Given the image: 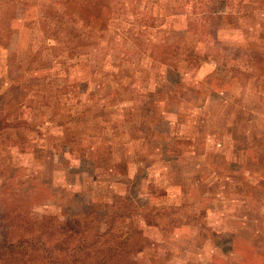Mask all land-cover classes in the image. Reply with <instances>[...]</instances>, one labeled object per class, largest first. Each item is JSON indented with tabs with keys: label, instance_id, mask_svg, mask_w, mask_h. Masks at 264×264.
Returning a JSON list of instances; mask_svg holds the SVG:
<instances>
[{
	"label": "rangeland",
	"instance_id": "obj_1",
	"mask_svg": "<svg viewBox=\"0 0 264 264\" xmlns=\"http://www.w3.org/2000/svg\"><path fill=\"white\" fill-rule=\"evenodd\" d=\"M0 17V240L120 212L116 264H264V0H0ZM38 49L57 59L32 67Z\"/></svg>",
	"mask_w": 264,
	"mask_h": 264
},
{
	"label": "trees",
	"instance_id": "obj_2",
	"mask_svg": "<svg viewBox=\"0 0 264 264\" xmlns=\"http://www.w3.org/2000/svg\"><path fill=\"white\" fill-rule=\"evenodd\" d=\"M50 16L53 18L52 12ZM15 19L16 12L6 18L7 25L5 27L8 28V32L13 29L11 23ZM59 22H61V26L56 28V35H68L62 40L56 38L62 45L61 51L69 50L73 55L77 48L76 44L81 43L79 37L75 40L78 36L76 27L68 25L62 14L59 17ZM74 40L75 45L72 46ZM255 57L257 56H252L253 59H256ZM54 59H57V56H53L50 60L46 54L42 56L41 50L38 49L32 57V67L36 65H38L36 68L45 67L47 62L54 61ZM33 61H37L36 65ZM260 69H264V64ZM49 96L42 93L43 102L52 98ZM52 112L54 113L50 119L56 115L55 109ZM128 214L131 216V212ZM121 215L120 212H117L111 217L103 219L97 213L84 211L71 214L66 218L45 214L38 219H26L15 235L5 236L0 240V260L3 264H116L117 258L127 250L129 237V233L125 235L119 230H115L114 224L117 217ZM100 223L103 227L100 226Z\"/></svg>",
	"mask_w": 264,
	"mask_h": 264
}]
</instances>
